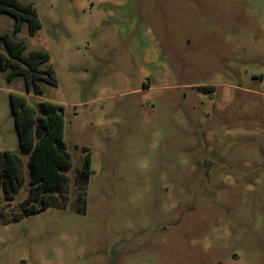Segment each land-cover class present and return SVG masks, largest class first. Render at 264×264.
I'll use <instances>...</instances> for the list:
<instances>
[{"label":"rangeland","instance_id":"obj_1","mask_svg":"<svg viewBox=\"0 0 264 264\" xmlns=\"http://www.w3.org/2000/svg\"><path fill=\"white\" fill-rule=\"evenodd\" d=\"M19 1L41 28L1 14L0 35L47 52L57 84L28 95L0 68V153L25 178L0 264H264V0ZM12 94L62 108L72 155L66 200L19 220Z\"/></svg>","mask_w":264,"mask_h":264},{"label":"trees","instance_id":"obj_2","mask_svg":"<svg viewBox=\"0 0 264 264\" xmlns=\"http://www.w3.org/2000/svg\"><path fill=\"white\" fill-rule=\"evenodd\" d=\"M8 14L15 19V32L28 23L29 31L35 34L41 28V21L33 3H22L19 0H0V15ZM0 41L6 52L0 51V68L9 70V78L21 76L25 81L28 95H40L43 90L42 81L57 84L52 66L42 68L49 62L47 52L34 50L26 53V44L14 40L9 34L0 35ZM11 102L21 152L28 155L30 173L27 198L22 203L21 210L14 215L19 220L25 215L44 211L54 206L58 194L63 198L67 188L66 172L71 167L72 155L64 139V119L62 108L51 101H41L37 109L31 106L24 95L12 94ZM21 157L11 151L0 153V207L3 199L13 201L25 178L22 172ZM91 173V156L88 153L85 165L80 173L81 187L79 192L84 198V185ZM2 211V208H1Z\"/></svg>","mask_w":264,"mask_h":264}]
</instances>
